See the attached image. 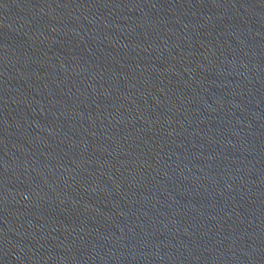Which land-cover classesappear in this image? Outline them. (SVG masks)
<instances>
[{"label": "water", "instance_id": "95a60500", "mask_svg": "<svg viewBox=\"0 0 264 264\" xmlns=\"http://www.w3.org/2000/svg\"><path fill=\"white\" fill-rule=\"evenodd\" d=\"M0 264H264V0H0Z\"/></svg>", "mask_w": 264, "mask_h": 264}]
</instances>
